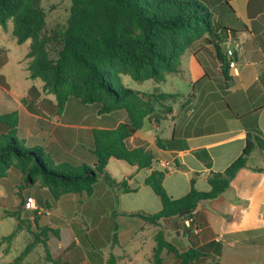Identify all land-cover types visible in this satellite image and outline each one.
Masks as SVG:
<instances>
[{"label": "crops", "instance_id": "1", "mask_svg": "<svg viewBox=\"0 0 264 264\" xmlns=\"http://www.w3.org/2000/svg\"><path fill=\"white\" fill-rule=\"evenodd\" d=\"M204 1L213 11L219 35L226 36L218 42L224 63L215 40L199 41L182 56L179 73L168 75L163 83L154 81L159 86L151 90L137 91L180 95L157 104L155 116L126 140L129 150L146 146L154 156L153 164L139 168L111 158L108 172L116 184L100 179L91 194H66L58 200L38 185L18 189L23 176L13 167L0 181V223L10 227L0 241L20 225L6 212L21 209V219L33 231L37 221L59 232V237H49L47 249L52 258L66 264H110L112 260L155 264L159 232L182 252L202 249L205 264H264V153L258 149L229 189L204 201L194 213L199 233L185 230L183 217L161 219L154 225L139 216L163 208L146 183L154 172L164 174L163 186L172 199L193 189L209 192L211 176L224 173L244 154L248 134L264 140V0ZM13 29L9 36L0 32V115L17 112L18 138L25 147L43 148L55 164L95 167L93 131L116 129L128 122L127 113L101 115L99 106L73 97L59 113L55 97L30 77V45L27 50L28 42L18 44ZM228 50L235 54L238 73L225 63ZM201 152L210 157L209 162L198 156ZM124 184L129 191L123 190ZM28 196L35 199L37 209L23 208ZM31 240V233L22 227L9 247L0 246V264H12ZM34 252L43 256L33 261ZM46 257V248L39 245L20 264H54ZM163 264H176L175 256L165 252Z\"/></svg>", "mask_w": 264, "mask_h": 264}, {"label": "trees", "instance_id": "2", "mask_svg": "<svg viewBox=\"0 0 264 264\" xmlns=\"http://www.w3.org/2000/svg\"><path fill=\"white\" fill-rule=\"evenodd\" d=\"M72 9L68 28L55 37L43 34L47 15L41 0H0V26L13 22V35L17 43L30 42L27 55L28 71L33 80L44 85V91L55 97L62 113L70 98L83 104L99 106V113L125 111L128 122L116 129L93 131L95 167L55 164L43 148L25 147L18 138L17 112L0 115V181L13 167L23 176L18 189L39 186L50 191L54 200L66 194H91L95 184L104 180L109 185L116 181L108 172L111 158L122 160L139 168H149L154 161L146 147L129 150L126 140L142 129L145 121L155 116L157 104L169 102L179 94L154 93L144 95L127 88L123 75L137 82L166 81L170 74L180 71L182 56L197 42L215 40L219 58L224 63L218 42L220 36L214 24V14L204 0H71ZM214 36V38H213ZM212 37V38H211ZM55 40L59 47L57 57L50 55L49 45ZM158 145L164 148L161 140ZM264 153V140L248 134L244 154L224 172L211 176V191L193 189L180 199H172L163 186L164 174L154 172L146 183L162 201V210L156 214H139L146 222L158 224L161 219L192 216L206 200L226 192L232 179L248 166L249 155L255 150ZM204 161L210 157L201 152ZM206 156V157H205ZM123 190L129 191L124 184ZM22 210L6 212L20 225L0 241L8 247L22 227L31 233L32 240L24 252L12 263L20 264L39 245L46 248V260L66 264L51 257L47 249L49 237H59L57 230L40 226L37 231L21 219ZM153 252L155 264H163V254L175 256L176 264H205L202 249L180 251L167 240L164 232L155 236ZM110 264H115L112 260Z\"/></svg>", "mask_w": 264, "mask_h": 264}, {"label": "rangeland", "instance_id": "3", "mask_svg": "<svg viewBox=\"0 0 264 264\" xmlns=\"http://www.w3.org/2000/svg\"><path fill=\"white\" fill-rule=\"evenodd\" d=\"M41 5L47 15V25H46L45 31L43 32L45 36L55 37L60 32L68 28V22H69V18L71 14V9H72L71 0H41ZM12 29H13V22L10 21L6 30L0 27V32L2 33L4 32L7 36H9ZM29 45H30V42L26 43L24 45V48L28 50ZM58 47L59 45L55 40H53L51 44L49 45L50 55L53 58L57 57ZM122 81L127 88L132 89L134 91H141V92H143L146 89L151 90L153 89L154 86L156 87L159 86L154 81H148L145 83L136 82L130 76H122ZM251 162L254 163V160ZM1 217H2V210L0 208V219ZM8 233H10V227L8 223H5V224L0 223V236L8 235ZM38 252L40 253V249H38ZM33 254L34 256L32 255L31 257L33 261L37 257L39 258L40 256H43V254H41L40 256L35 255V252Z\"/></svg>", "mask_w": 264, "mask_h": 264}, {"label": "built area", "instance_id": "4", "mask_svg": "<svg viewBox=\"0 0 264 264\" xmlns=\"http://www.w3.org/2000/svg\"><path fill=\"white\" fill-rule=\"evenodd\" d=\"M225 63L230 70H233L235 73H238V62L232 50L227 51ZM23 208L25 210L37 209L35 205V199L32 196H28L24 201ZM183 227L185 230H189L195 234L201 231V226L198 224L194 215L183 217Z\"/></svg>", "mask_w": 264, "mask_h": 264}, {"label": "water", "instance_id": "5", "mask_svg": "<svg viewBox=\"0 0 264 264\" xmlns=\"http://www.w3.org/2000/svg\"><path fill=\"white\" fill-rule=\"evenodd\" d=\"M213 38H214V36H213Z\"/></svg>", "mask_w": 264, "mask_h": 264}]
</instances>
